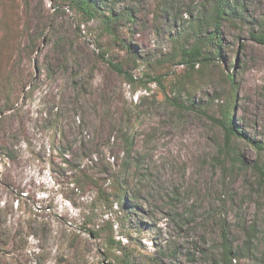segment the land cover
<instances>
[{
    "label": "rangeland",
    "instance_id": "obj_1",
    "mask_svg": "<svg viewBox=\"0 0 264 264\" xmlns=\"http://www.w3.org/2000/svg\"><path fill=\"white\" fill-rule=\"evenodd\" d=\"M212 1L97 0L90 19L67 0H0V234L23 226L0 236V264H217L224 223L233 264H264V187L253 169L264 150L238 139L247 166L235 164L212 120L228 100L237 127L264 145V0H233L219 44L214 28L197 30ZM108 14L118 19L106 23ZM195 36L211 61L191 70L173 55ZM128 132L127 200L98 207L90 223L108 217L121 245L77 231L72 247L70 227L94 205L63 158L94 175L121 169Z\"/></svg>",
    "mask_w": 264,
    "mask_h": 264
},
{
    "label": "trees",
    "instance_id": "obj_2",
    "mask_svg": "<svg viewBox=\"0 0 264 264\" xmlns=\"http://www.w3.org/2000/svg\"><path fill=\"white\" fill-rule=\"evenodd\" d=\"M73 4L76 5V7L87 17L90 19L98 18L100 16L101 7L99 6L97 0H67ZM233 0H213L212 4L210 5V8L207 12L202 14V22L198 26V29L200 27H207L208 29L214 28L215 32L212 36L211 40L214 42L216 41L218 44L220 43V37H219V31L221 28V25L224 21H228L230 19V15L232 14V6L231 2ZM113 14H108L105 16L106 23H111L112 21L117 20ZM200 20V18H199ZM202 29V28H201ZM197 33V32H196ZM195 45L190 48L186 49L185 45H180L178 53H174L173 58L182 57V64H185L187 68L194 70L196 67V64H204L205 62L211 61V58L205 54V49L209 45L205 41L202 42L198 36H195ZM264 43V38L256 37ZM216 53L219 55L221 54V47L220 45H217L216 47ZM172 60V59H171ZM170 60V61H171ZM112 67H114L118 72H123V66L119 64H115L114 62H110ZM230 83L233 85V76L228 75L227 76ZM175 105L179 108H182L181 104H178L177 102ZM235 107L230 103V101L227 100L226 105L224 108H222L220 117H213L212 120L214 123H216L223 131L224 133V142L221 147L222 153L226 155V157H231L233 162L240 166H247V163L244 159L241 158L240 154L237 152L234 146V142L238 139H246L250 141L256 149L261 152L264 150V145H259L254 141H251L244 135L241 129L237 127L233 120V109ZM120 142L123 145L124 152L126 155V159H124V163H128V165L123 166V168L114 170L112 167V164L109 163V169H104V171L101 173V175H94L90 172L86 171L84 167L82 166H76L74 165L73 161L68 160L66 157L63 158V161L65 164L69 165L73 169V173L75 174L74 177V183L76 185V188L82 193V194H90L92 195V204L94 205V208L92 211L88 212V215H86L83 226L80 228L70 227V244L72 247H75L76 245H79V242L81 241V233H85L88 235L89 239H97L103 237V235L108 236L109 244L112 246V248H116L117 246H120L121 242L115 240L114 236V224L112 221L107 217L102 218L103 224L95 228V230L90 228V223L94 221L95 219V213L99 208H103L106 211H112L115 206L118 204L122 205L126 202L127 196H128V178H129V169H131V164L129 160L131 161V156L134 151L135 143L134 139L130 132L123 134L120 137ZM62 155L67 156L65 153H61ZM61 155V156H62ZM63 157V156H62ZM253 169L257 173L260 174L261 177V184L259 186L262 188L264 187V167L259 163L256 162L253 166ZM22 197V196H21ZM19 204V201L17 202V205ZM107 216V214H106ZM21 227L22 224L20 223ZM227 224H223L222 226V249L219 255V259L217 264H233V262L238 258V255L235 253L234 248L230 242V230L226 226ZM18 226V223H14L12 226H10V229L8 232H1L0 236L5 237L6 241L11 239L12 236H18L19 229L21 228ZM27 228L28 226H24V228ZM40 229L47 231L48 225L42 224L39 227ZM77 229V230H76ZM79 231L80 234H76V232ZM0 237V238H1ZM17 238V237H16ZM14 242V240H13ZM24 242V241H22ZM25 245L24 243H21L19 247H22ZM128 255V254H127ZM130 256L126 259V261H123V264H131ZM104 264V263H103Z\"/></svg>",
    "mask_w": 264,
    "mask_h": 264
}]
</instances>
